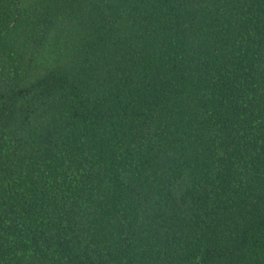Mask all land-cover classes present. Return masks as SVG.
Wrapping results in <instances>:
<instances>
[{
  "label": "trees",
  "instance_id": "1",
  "mask_svg": "<svg viewBox=\"0 0 264 264\" xmlns=\"http://www.w3.org/2000/svg\"><path fill=\"white\" fill-rule=\"evenodd\" d=\"M0 264H264V0H0Z\"/></svg>",
  "mask_w": 264,
  "mask_h": 264
}]
</instances>
